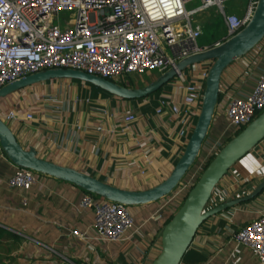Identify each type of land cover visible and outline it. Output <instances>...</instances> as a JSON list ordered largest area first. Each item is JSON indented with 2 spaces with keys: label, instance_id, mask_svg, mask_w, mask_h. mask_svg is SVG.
I'll list each match as a JSON object with an SVG mask.
<instances>
[{
  "label": "built area",
  "instance_id": "2783aa9c",
  "mask_svg": "<svg viewBox=\"0 0 264 264\" xmlns=\"http://www.w3.org/2000/svg\"><path fill=\"white\" fill-rule=\"evenodd\" d=\"M227 1L0 0V87L28 74L53 68L76 69L118 84H128L129 78L133 81L135 76H151L154 72L157 73L154 75L157 78L174 68L176 74L167 83L168 88L161 89L156 95L123 100L124 103L112 108L104 104L95 105L88 97L75 96L72 99L74 103L83 101L88 106V112L95 114L96 118L85 123L76 121L64 124L78 130H95L105 136L119 129L113 120L122 122L120 131L123 133L132 122L141 118L146 124L153 114L159 119V124L166 121L174 126V142L181 153L194 126L188 118L197 117L200 109L209 65L196 67L202 61L179 71L176 69L177 62L201 53L239 32L250 20L258 2L245 0L242 13L236 15L228 11L225 5ZM209 10H214L221 16L226 28L225 34L210 46L199 45L197 39L202 35L203 28L197 21V16ZM254 48L248 53L256 52ZM255 70V73L250 71L255 82L247 90L237 94L227 93L230 82L226 81L224 86L219 85V95H225L221 101V114L228 122L226 131L223 132L227 137L233 136L264 110V69L260 72ZM152 101L156 104L153 113L144 112L143 108ZM61 112H65L63 105L57 110L58 114ZM0 118L10 129L13 122L24 125L26 122L35 121L39 124L44 121L42 116L23 110L20 105L0 110ZM109 119L112 121L108 122ZM152 131L153 127L149 129V132ZM226 136L221 138L220 135L212 141L205 138L202 145L205 151L201 152V148L195 161H198V165L194 168L195 163L193 164L178 186L164 197L165 203L158 208L157 216L162 224L181 205L188 190L201 174L204 164L224 144ZM133 139L143 158L151 163L150 148H145L142 137L135 136ZM50 140L55 143L52 137ZM39 144L40 141L37 140V146ZM157 144H152L151 147H157ZM45 147L44 150L48 153L49 148ZM131 152L130 149L126 154L130 155ZM5 157L3 150H0V160ZM37 175V172L29 168L15 166L13 173L4 182L11 188L27 191L38 181ZM22 202L26 204L25 198ZM78 207L92 210L94 220L90 226L91 233L76 228H70L69 233L79 237L91 251L97 250V243L110 245L130 240L131 235L139 233L147 221L136 226L130 206L88 192L81 196ZM158 232L160 230H157V235H151L148 247L141 250V264H150L148 260L151 262L155 257L156 254L154 257L152 254L155 253L156 246H159ZM234 240L236 244L247 248L258 264H264V209L234 233ZM13 256L25 258L24 262L27 264H37L38 261L41 264H51L64 258L53 261L48 259L50 256L47 258L38 253L28 255L21 250L13 253Z\"/></svg>",
  "mask_w": 264,
  "mask_h": 264
},
{
  "label": "crops",
  "instance_id": "0c3cea01",
  "mask_svg": "<svg viewBox=\"0 0 264 264\" xmlns=\"http://www.w3.org/2000/svg\"><path fill=\"white\" fill-rule=\"evenodd\" d=\"M254 50L258 53L257 51L247 53L233 61L223 71L221 79L231 81L228 83L227 93L237 94L249 89L255 82L252 73H255V69L258 72L264 69V39ZM154 78L155 76L151 75L149 82ZM46 82L27 86L0 98V110L20 105L23 110H30L44 118L43 123L39 124L35 121L26 122L24 125L14 124V122L10 124L13 134L24 148L33 147L40 157L70 165L121 188L134 190L149 188L169 174L172 169L170 161L180 156L181 149L174 142V126H170L166 121L164 124H159V119L152 114L156 106L155 101L143 108L144 112L152 114L146 124L141 118L132 122L122 133L120 131L123 127L122 122L113 120L119 129L104 136L95 130H78L74 126L64 124L76 121L85 123L87 120H92L87 105L80 103L82 106H76L79 107L77 109H68V106L65 112L58 114L57 110L62 106L61 102L53 103L52 100L49 102L44 96L45 92H52L49 94L53 95L59 83L68 84L77 93L82 90V85L62 78L55 79L54 89H52V85ZM221 97L222 101L225 95ZM221 101L219 97L217 102L219 104L215 107L206 135L207 141L218 138L226 131V122L221 114V107H223ZM101 103L112 108L124 102L120 98L111 99L105 96ZM80 118L82 121L87 120L81 122ZM111 121L109 119L108 122ZM151 127L154 131L149 132ZM135 136L142 137L145 148H150L151 163L143 158L136 140L133 139ZM50 137L55 140V143L50 140ZM37 140L40 141L38 146ZM155 143H158L157 147L152 148L151 145ZM45 146L49 148L48 153L44 150ZM130 149L132 152L127 155ZM204 151L205 148L202 147L201 152ZM14 169L15 165L7 157L0 160V227L18 237V240H15L16 247L9 253L11 256L21 250L28 255L38 253L43 257L50 256L48 259L53 261L64 257L65 259L61 258L58 261L64 263L80 261L82 264H141L143 260L141 250L148 247L151 235H157V230L163 225L159 218L154 221L156 223L150 222L153 214L151 212H154L157 203L136 205L135 208H130L135 225H142L147 220L142 225L141 231L132 234L128 241L114 242L110 245L97 243V250L91 251L79 237L69 233L70 228H76L79 231L92 230L90 229L94 220L92 210L78 207L85 191L70 182L41 173H38V181L29 190L11 188L4 181ZM141 170L144 172L140 173ZM263 178L264 138L223 176L218 183V188L214 191L217 192L215 201L210 200L211 203L210 201L208 203L214 206L222 200L244 196L250 193ZM225 189L231 191L227 197L222 195ZM23 198L26 204H23ZM262 209H264V189L256 197L207 218L198 228L189 246L200 254V259L192 264H258L247 248L236 244L234 233L257 217ZM13 240L14 238L10 236H0V243L6 246L12 244ZM51 250L56 251L57 254L55 255ZM158 250L156 246L154 255ZM14 258L17 264H23L24 260L26 261L20 256ZM7 260L4 259V261Z\"/></svg>",
  "mask_w": 264,
  "mask_h": 264
},
{
  "label": "water",
  "instance_id": "95a60500",
  "mask_svg": "<svg viewBox=\"0 0 264 264\" xmlns=\"http://www.w3.org/2000/svg\"><path fill=\"white\" fill-rule=\"evenodd\" d=\"M264 39V0H258L248 23L228 39L211 45L205 51L177 62L181 71L191 64L211 60L204 81L201 105L192 131L169 174L160 182L145 189L121 188L100 180L76 168L40 157L32 148H24L9 126L0 118V148L6 157L19 167L29 168L70 182L85 192L128 206L146 205L170 194L195 163L210 128L219 100V83L224 69L246 55ZM176 71L170 68L153 81L139 87L118 84L104 77L71 68H53L28 74L0 87V98L27 86L55 79H75L87 82L122 100H135L157 92L169 83ZM264 138V110L227 140L202 170L188 190L181 205L159 232V251L150 264H180L200 225L210 216L256 197L264 189V178L248 194L224 200L207 207L215 186L223 176Z\"/></svg>",
  "mask_w": 264,
  "mask_h": 264
},
{
  "label": "rangeland",
  "instance_id": "374dc122",
  "mask_svg": "<svg viewBox=\"0 0 264 264\" xmlns=\"http://www.w3.org/2000/svg\"><path fill=\"white\" fill-rule=\"evenodd\" d=\"M244 2H245V0H228L225 5H226L228 11H230V12L236 14V15H240L242 13V6H243ZM197 21H199V23L202 25V28H203L202 35L197 39V42H198L199 45H207V46H210L215 40L221 39V37L218 35V33L216 31V26H218L219 29L222 28V30H224V34H225V30H226L225 25H224L222 19L220 18V16L214 10H209L207 12L201 13L199 16H197ZM200 65L201 64H198L196 67H199ZM230 65L231 64H229L227 67H229ZM153 74L154 75H157L156 72H154ZM222 74H223V72H222ZM222 74H221V76H222ZM234 77H236V75H234ZM149 79H150V76H148V74L147 75H143V76H135L134 79H133V81L131 80V78L128 79V84L123 83V82H121L120 84H126V86H130V85L133 86L134 85V87H139V86H143V85L149 83ZM226 81H227V79L223 80L220 77V83H219V85L220 86H224V83ZM75 84H77V83H75ZM56 86H58V88L56 87L57 88L56 89V92L53 95L49 94V93H52V92H49V93L48 92H45V95L44 96H45L46 99L49 100V102L51 100L53 101V103L54 102H58V103L61 102V104L63 105V109L64 110H66L68 106H69L68 109H73V108H76L77 109L79 107H76V106H78V105H81L82 106V104H80V103H82L83 101H79V102L74 103V101L72 100L73 98L70 99V97L68 96V92L71 90V88H70V86L68 84H66V83H59V85L57 84ZM46 93H48V94L46 95ZM221 96L222 95L220 94V101H221V98H222ZM81 98H84V97H81ZM225 122H226V126H227V124H228L227 120H225ZM229 129H231V128L229 127ZM223 136H226V134H222L221 135V138ZM225 139L224 140L222 139L223 140V143H225L224 142ZM201 157H200V159H202ZM196 165H198V161L194 164L193 167L195 168ZM218 186H219V184H217L215 186V188H214V190L212 192L211 199H210L212 201L213 200L215 201V195H217V192H214V191H215L216 188H218ZM230 194H231V191L229 189H225L222 192L223 197H225V196L227 197ZM165 201H166V198L163 197L162 199H160V200H158L156 202H152L153 204H155V203H157V204L155 205L156 208L154 209V212H151V213H153L151 215L152 216V219L150 220L151 223H156L154 221H156L157 220L156 218H158V216H157L158 213H159L158 208L162 204H164ZM210 203H211V201H210ZM210 206L211 205L208 203L207 204V207H210ZM130 207L135 208V206H130ZM161 227H160V229H161ZM158 249H159V246H158ZM156 254H157V252H156ZM152 255H154V254H152ZM30 259H34V258H30ZM148 261H149L148 263H150V260H148ZM41 263L42 262H39V261L37 262V264H41ZM23 264H27V263L26 262H23ZM31 264H32V262H31ZM51 264H82V262L75 261V263H73V262H67L66 261V263H64V262H55V263H51Z\"/></svg>",
  "mask_w": 264,
  "mask_h": 264
},
{
  "label": "trees",
  "instance_id": "16d2710c",
  "mask_svg": "<svg viewBox=\"0 0 264 264\" xmlns=\"http://www.w3.org/2000/svg\"><path fill=\"white\" fill-rule=\"evenodd\" d=\"M220 18H221V16H220ZM216 31H217L218 35L222 38L223 35H224V30H222V28L219 29V27L216 26ZM210 63H211V60H206V61H203L201 63V65H206L207 66ZM68 81L71 82V83H78V84L83 86L82 90L79 93H77L76 90L71 89L68 92V96L70 97V99L74 98L75 96L88 97V98H90V100L92 101L93 104L101 105L102 104L101 102H102V100L104 99L105 96L106 97H110L111 99L112 98H114V99L118 98V97H114L112 94H109L106 91L101 90V89H99V88H97V87H95V86H93V85H91V84H89L87 82L80 81V80H75V79H68ZM46 83L51 84L52 85V89H54L55 80H49ZM163 88L164 89L168 88L167 84L164 85L161 89H163ZM161 89H159L157 92H155L153 94L156 95L157 93H159L161 91ZM219 97H220V95H219ZM91 115H92V118H94V119L96 118L95 114H91ZM80 120H81V118H80ZM188 120L192 121L193 124H194L195 120H196V117H189ZM85 121L81 120V122H85ZM241 129L237 130L234 133V135H236ZM231 137L232 136L224 137V139L226 138L224 142L229 140ZM213 156H214V154L207 160L206 164H204V166H203V169L206 167V165L209 163V161L213 158ZM177 158H174V159H172V161H170V166H172V167L174 166L175 162L177 161ZM58 164H61V163H58ZM62 165H66V164H62ZM66 166H70V165H66ZM171 216L172 215L167 216L165 218L164 223H166L170 219ZM4 235L10 236L11 238H14V240H13L14 242L12 244H9V246H6V244H1L0 243L1 244L0 245V264H17L15 258L13 256L9 255V253L11 252L12 248L16 247L17 243H15V240H18V237H17V235L13 234L9 230H6V229H3L2 227H0V236H4ZM4 259H8V260L4 261ZM199 259H200L199 252L194 250L193 248H189L185 252V254L183 255L180 264H182V263H184V264H192L194 262H197Z\"/></svg>",
  "mask_w": 264,
  "mask_h": 264
}]
</instances>
